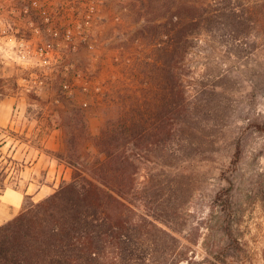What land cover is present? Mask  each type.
<instances>
[{
	"label": "trees",
	"instance_id": "obj_1",
	"mask_svg": "<svg viewBox=\"0 0 264 264\" xmlns=\"http://www.w3.org/2000/svg\"><path fill=\"white\" fill-rule=\"evenodd\" d=\"M157 2L133 0L148 16L149 49L144 62L122 63L133 87L118 81L81 108L101 117L98 133L84 131L85 149L68 155L69 180L39 202L25 196L0 225V264H167L174 257L177 239L162 226L191 197L194 178L182 165L212 150V125L230 107L233 82L213 55L247 63L256 51L264 78V0L244 2L241 11L239 0H164L159 12ZM141 66L147 83L139 85Z\"/></svg>",
	"mask_w": 264,
	"mask_h": 264
},
{
	"label": "rangeland",
	"instance_id": "obj_2",
	"mask_svg": "<svg viewBox=\"0 0 264 264\" xmlns=\"http://www.w3.org/2000/svg\"><path fill=\"white\" fill-rule=\"evenodd\" d=\"M239 1L241 11L244 2L255 4L258 0ZM17 2L0 0V24L10 15L7 6ZM163 3L158 0V12ZM132 4L133 0H81V51L64 63L68 73L62 76L26 77L28 83L23 82L21 72L15 75L19 65L11 60L12 45L0 42V99L6 95L29 96L31 116L43 117L45 124L60 118L67 134L68 155H81L82 147H86L81 135L84 131L96 135L101 126L96 111H87L86 117L81 115V108L93 100L101 101L102 93L118 81L133 87L128 66L137 58L144 62L148 55L146 33L142 31L148 16L139 4ZM252 34H256L255 29ZM213 56L222 61L233 82L226 89L230 107L226 118L212 125L217 130L212 150L182 165L181 172L191 175L194 185L177 218L168 219L162 226L177 239L175 255L167 264H264L262 58L256 51L247 63L222 52ZM123 62L129 65L123 67ZM139 72L137 84L147 83V70L141 66ZM25 85L30 91L22 90ZM57 108L63 113H55ZM72 136L75 140L69 145ZM142 175L140 170L138 180ZM133 205L137 212L143 209L139 201Z\"/></svg>",
	"mask_w": 264,
	"mask_h": 264
},
{
	"label": "crops",
	"instance_id": "obj_3",
	"mask_svg": "<svg viewBox=\"0 0 264 264\" xmlns=\"http://www.w3.org/2000/svg\"><path fill=\"white\" fill-rule=\"evenodd\" d=\"M11 60L19 65L15 71L18 75L23 62ZM59 70L62 76L68 66ZM29 98L6 95L0 99V225L18 213L25 196L34 202L42 200L72 171L61 119L45 124L43 117L31 116L33 103ZM59 109L55 113H63Z\"/></svg>",
	"mask_w": 264,
	"mask_h": 264
},
{
	"label": "built area",
	"instance_id": "obj_4",
	"mask_svg": "<svg viewBox=\"0 0 264 264\" xmlns=\"http://www.w3.org/2000/svg\"><path fill=\"white\" fill-rule=\"evenodd\" d=\"M17 1L6 8L10 15L0 24V42L11 44L13 58L23 62L22 81L59 75L57 68L68 66L61 62L81 51V0H68L72 5L60 0ZM24 88L30 91L28 85Z\"/></svg>",
	"mask_w": 264,
	"mask_h": 264
}]
</instances>
